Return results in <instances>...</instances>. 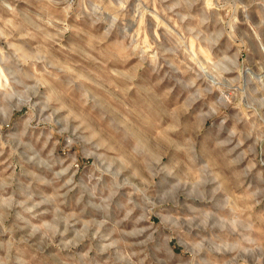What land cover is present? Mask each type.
<instances>
[{"label": "rangeland", "instance_id": "1", "mask_svg": "<svg viewBox=\"0 0 264 264\" xmlns=\"http://www.w3.org/2000/svg\"><path fill=\"white\" fill-rule=\"evenodd\" d=\"M0 264H264V0H0Z\"/></svg>", "mask_w": 264, "mask_h": 264}]
</instances>
